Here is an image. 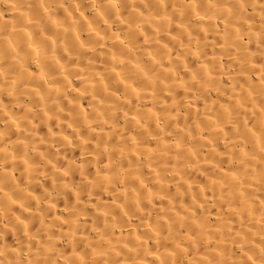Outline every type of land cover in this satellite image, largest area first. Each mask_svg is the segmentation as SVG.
Returning a JSON list of instances; mask_svg holds the SVG:
<instances>
[{
    "label": "bare ground",
    "instance_id": "1",
    "mask_svg": "<svg viewBox=\"0 0 264 264\" xmlns=\"http://www.w3.org/2000/svg\"><path fill=\"white\" fill-rule=\"evenodd\" d=\"M0 264H264V0H0Z\"/></svg>",
    "mask_w": 264,
    "mask_h": 264
}]
</instances>
